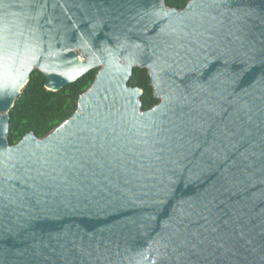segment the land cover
<instances>
[{
  "label": "water",
  "instance_id": "95a60500",
  "mask_svg": "<svg viewBox=\"0 0 264 264\" xmlns=\"http://www.w3.org/2000/svg\"><path fill=\"white\" fill-rule=\"evenodd\" d=\"M93 69L10 145L31 72ZM0 264H264V0H0Z\"/></svg>",
  "mask_w": 264,
  "mask_h": 264
},
{
  "label": "trees",
  "instance_id": "16d2710c",
  "mask_svg": "<svg viewBox=\"0 0 264 264\" xmlns=\"http://www.w3.org/2000/svg\"><path fill=\"white\" fill-rule=\"evenodd\" d=\"M187 2L188 0H165V5L180 10ZM96 72L97 69L87 72L59 91L46 90L45 77L36 70L31 72L29 81L20 90L9 111L10 145L16 144L27 133L42 139L63 123L74 112L79 95L92 83ZM128 85L142 90L141 110H148L159 102L153 96L146 69L134 68Z\"/></svg>",
  "mask_w": 264,
  "mask_h": 264
}]
</instances>
